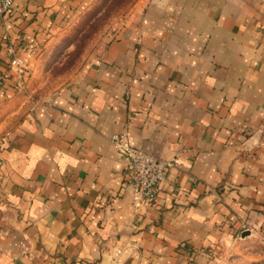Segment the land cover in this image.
Segmentation results:
<instances>
[{
    "label": "crops",
    "instance_id": "obj_1",
    "mask_svg": "<svg viewBox=\"0 0 264 264\" xmlns=\"http://www.w3.org/2000/svg\"><path fill=\"white\" fill-rule=\"evenodd\" d=\"M93 1L0 16V264L264 259V0H136L28 107L3 78L12 52L35 75ZM115 135L174 161L154 203L132 195Z\"/></svg>",
    "mask_w": 264,
    "mask_h": 264
},
{
    "label": "rangeland",
    "instance_id": "obj_2",
    "mask_svg": "<svg viewBox=\"0 0 264 264\" xmlns=\"http://www.w3.org/2000/svg\"><path fill=\"white\" fill-rule=\"evenodd\" d=\"M136 0H94L91 7L76 18L50 47L36 74L30 68L26 87L19 92L27 106L49 98L64 87L88 62L99 42L112 33L129 13Z\"/></svg>",
    "mask_w": 264,
    "mask_h": 264
},
{
    "label": "built area",
    "instance_id": "obj_3",
    "mask_svg": "<svg viewBox=\"0 0 264 264\" xmlns=\"http://www.w3.org/2000/svg\"><path fill=\"white\" fill-rule=\"evenodd\" d=\"M13 0H0V16L10 13ZM13 78V88L16 92L25 89L30 76V68L22 58L12 52L9 62V73L3 76ZM111 142L117 156L126 162L125 175L128 178V188L136 198L154 203L162 184L166 180V169L173 166L174 161L162 162L141 149L132 147L124 135H115ZM245 229V226H242ZM260 245L264 249V237L260 238ZM246 264H264V259Z\"/></svg>",
    "mask_w": 264,
    "mask_h": 264
}]
</instances>
